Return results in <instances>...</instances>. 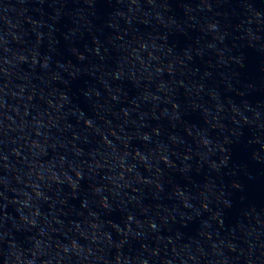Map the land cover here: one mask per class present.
Here are the masks:
<instances>
[{
	"label": "water",
	"instance_id": "1",
	"mask_svg": "<svg viewBox=\"0 0 264 264\" xmlns=\"http://www.w3.org/2000/svg\"><path fill=\"white\" fill-rule=\"evenodd\" d=\"M0 264H264V0H0Z\"/></svg>",
	"mask_w": 264,
	"mask_h": 264
}]
</instances>
